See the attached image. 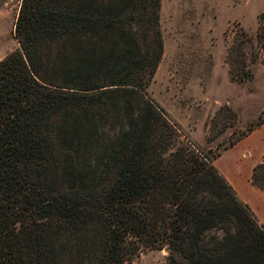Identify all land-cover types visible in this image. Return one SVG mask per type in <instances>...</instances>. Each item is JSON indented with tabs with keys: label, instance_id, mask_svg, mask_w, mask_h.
<instances>
[{
	"label": "trees",
	"instance_id": "1",
	"mask_svg": "<svg viewBox=\"0 0 264 264\" xmlns=\"http://www.w3.org/2000/svg\"><path fill=\"white\" fill-rule=\"evenodd\" d=\"M159 7L20 1L18 48L0 60V264H134L146 248H165L163 264H264V221L216 169L219 154L181 141L147 94ZM256 61L264 12L225 59L235 81ZM251 182L264 188V158Z\"/></svg>",
	"mask_w": 264,
	"mask_h": 264
},
{
	"label": "rangeland",
	"instance_id": "2",
	"mask_svg": "<svg viewBox=\"0 0 264 264\" xmlns=\"http://www.w3.org/2000/svg\"><path fill=\"white\" fill-rule=\"evenodd\" d=\"M20 1L0 0V60L18 48L13 31ZM262 12L264 0H160L163 55L147 94L178 124L181 141L209 156L223 153L218 164L226 169L240 150L227 156L230 141L264 119V63L250 64V79L232 80L227 48L240 29L256 31ZM224 105L236 118L226 116ZM167 256L165 248H146L134 264H163Z\"/></svg>",
	"mask_w": 264,
	"mask_h": 264
},
{
	"label": "crops",
	"instance_id": "3",
	"mask_svg": "<svg viewBox=\"0 0 264 264\" xmlns=\"http://www.w3.org/2000/svg\"><path fill=\"white\" fill-rule=\"evenodd\" d=\"M237 148L240 150L237 151ZM224 150H227V156L233 150L237 153L227 164V169L218 164L223 153L214 160V166L226 179L237 198L251 208L259 221H264V188H258L251 182L254 166L264 158V122Z\"/></svg>",
	"mask_w": 264,
	"mask_h": 264
}]
</instances>
